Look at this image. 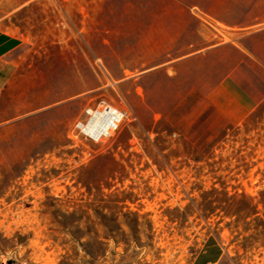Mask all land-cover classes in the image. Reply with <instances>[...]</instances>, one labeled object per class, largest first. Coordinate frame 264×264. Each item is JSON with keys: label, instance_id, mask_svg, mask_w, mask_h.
I'll return each mask as SVG.
<instances>
[{"label": "rangeland", "instance_id": "rangeland-1", "mask_svg": "<svg viewBox=\"0 0 264 264\" xmlns=\"http://www.w3.org/2000/svg\"><path fill=\"white\" fill-rule=\"evenodd\" d=\"M207 1L0 0V32L29 43L11 79L33 111L0 127V264H193L211 246L264 264V104L162 68L189 41L169 34L180 5ZM106 106L111 136L77 129Z\"/></svg>", "mask_w": 264, "mask_h": 264}, {"label": "crops", "instance_id": "crops-1", "mask_svg": "<svg viewBox=\"0 0 264 264\" xmlns=\"http://www.w3.org/2000/svg\"><path fill=\"white\" fill-rule=\"evenodd\" d=\"M177 11L180 14L175 15L176 28L169 34H176V40L185 37L189 41L184 43L185 51L166 61L162 68L173 66L176 77L183 69L193 72L207 68L217 73L218 80L211 91L215 99L229 96L244 111L264 104V11L258 12L254 5L242 0H208L198 6L182 4ZM200 38L204 45L199 44ZM28 45L24 34L0 32V127L33 112L24 113L21 100L13 98L16 88L11 79L12 72L28 60L24 54ZM127 71L133 72L123 68L119 81L136 80L137 76H128ZM193 264L233 262L225 250L211 246Z\"/></svg>", "mask_w": 264, "mask_h": 264}, {"label": "bare ground", "instance_id": "bare-ground-1", "mask_svg": "<svg viewBox=\"0 0 264 264\" xmlns=\"http://www.w3.org/2000/svg\"><path fill=\"white\" fill-rule=\"evenodd\" d=\"M123 118L122 113L114 108H106L92 112V118L84 126V132L96 140L112 134Z\"/></svg>", "mask_w": 264, "mask_h": 264}, {"label": "built area", "instance_id": "built-area-1", "mask_svg": "<svg viewBox=\"0 0 264 264\" xmlns=\"http://www.w3.org/2000/svg\"><path fill=\"white\" fill-rule=\"evenodd\" d=\"M106 108H112V107L106 106V107L103 108V109H106ZM96 110H101V109H96ZM96 110H95V109H92V108L87 109V110H86V116L88 117V119H87V120H81V121L77 122V124H76L77 129H79L84 135H86L87 137H89V138H91V139H93V140H96V139H94V138H93L92 136H90V135H87L83 130H84V126H85L86 124H88L89 121L91 120V118H92V112H94V111H96ZM118 126H119V124H118ZM118 126H117L114 130H116V129L118 128ZM114 130H113V131H114ZM112 133H113V132H112ZM109 136H111V134H110ZM109 136L103 137L102 139L107 138V137H109ZM100 140H101V139H100ZM97 141H98V140H97Z\"/></svg>", "mask_w": 264, "mask_h": 264}]
</instances>
